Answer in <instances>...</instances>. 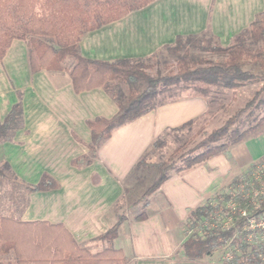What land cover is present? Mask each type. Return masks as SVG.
Returning a JSON list of instances; mask_svg holds the SVG:
<instances>
[{
  "label": "crops",
  "instance_id": "crops-1",
  "mask_svg": "<svg viewBox=\"0 0 264 264\" xmlns=\"http://www.w3.org/2000/svg\"><path fill=\"white\" fill-rule=\"evenodd\" d=\"M263 13L264 0H156L87 33L79 49L83 57L97 61L146 59L174 45L179 36L205 32L226 47ZM171 96L143 117L114 130L92 157L89 123L113 118L117 104L101 87L76 92L67 71L32 73L27 43L13 41L0 63V121L18 102L23 116L10 140L0 141V165L8 163L19 181L17 193L7 195V217L61 226L91 254L122 250L126 264H223L219 254L199 261L179 254L187 239L185 224L191 211L264 158V134L174 173L150 196L146 217L137 220L140 201L157 178L153 173L152 184L138 189L139 181L155 169L135 171L137 164L166 132L201 118L208 110L206 99L190 91H174ZM45 174L57 182L55 189H26L37 185ZM133 178L138 185L130 188ZM127 201L129 206L124 208ZM132 206L141 211H124ZM124 213L117 238L99 239Z\"/></svg>",
  "mask_w": 264,
  "mask_h": 264
},
{
  "label": "trees",
  "instance_id": "trees-1",
  "mask_svg": "<svg viewBox=\"0 0 264 264\" xmlns=\"http://www.w3.org/2000/svg\"><path fill=\"white\" fill-rule=\"evenodd\" d=\"M155 1L0 0V63L12 42L23 40L28 45L32 73L67 71L76 92L101 87L117 104L118 112L113 118H98L89 123L92 157L114 130L163 104L160 100L166 93L191 91L209 98L249 83L261 84L252 99L221 127L210 132L199 131L203 137L192 148L188 147L196 137L184 141L167 161L149 162L146 157L152 149L145 154L135 171L152 167L157 171V178L140 201L142 211L137 220L146 217L150 196L174 173L190 170L211 157L224 154L252 134L259 136L258 129L264 124V13L226 47L205 32L179 36L174 45L146 59L107 62L81 55L79 43L84 35ZM197 50L208 51L221 59L213 61L192 54ZM165 54L174 58L175 70L151 76L148 71L159 65L152 63L153 59H163ZM67 59L74 60L71 68L65 65ZM140 85H144V89ZM256 111H260L258 115ZM246 113L245 122L242 117ZM22 116V103L18 102L0 121V141L10 140L11 134L22 124ZM194 123L189 121L174 131H191ZM166 145L163 135L152 148L163 149ZM0 178L19 184L8 163L0 165ZM57 185L45 174L37 185H27L26 189L41 192L55 189ZM125 219V214L120 215L116 224L99 239H116ZM185 231L187 239L179 254L187 260L199 261L219 253L223 264H264V158L191 211ZM126 263L122 250L106 249L91 254L75 244L61 226L22 223L0 216V264Z\"/></svg>",
  "mask_w": 264,
  "mask_h": 264
},
{
  "label": "rangeland",
  "instance_id": "rangeland-1",
  "mask_svg": "<svg viewBox=\"0 0 264 264\" xmlns=\"http://www.w3.org/2000/svg\"><path fill=\"white\" fill-rule=\"evenodd\" d=\"M192 54H196L198 56H201L206 59H210L213 61H218L221 58H219L216 55H213L212 53L205 51L202 52L200 50L192 51ZM163 60V61H162ZM160 61V62H159ZM74 60L73 59H67L65 62V65L69 68L73 66ZM152 63H158L159 65L148 71V73L151 76H156L157 74H167L170 70H175V60L172 56H169L168 54H165V57L162 59L159 57L157 60L153 59ZM247 68L253 69L251 66H248ZM255 69V68H254ZM260 71V70H256ZM144 89V85H140ZM261 84L258 83H249L244 87H241L237 90H224L223 93H215L209 98H205L208 104V110L201 118L195 119L193 129L190 131V129L182 130V131H170L166 134H164V140L167 141L166 147L163 149H154L151 148L149 152V156L146 157L149 160H152V162H163L167 161L176 151V149L181 146V144L191 138H194V142L188 147L192 148L198 141L202 139L203 136L199 135V131H202L203 129L207 132H210L216 128L221 127L231 116H233L238 110L242 109L254 96L256 91L260 88ZM139 89V90H143ZM191 92V91H190ZM193 93V92H192ZM170 93H166L160 101H168L171 98ZM260 111H256L255 115H258ZM262 114V113H261ZM247 113L242 117V119L246 122ZM248 127V126H245ZM245 129V128H244ZM259 134H264V124L258 129ZM257 132V133H258ZM198 134V136H197ZM257 135V134H256ZM255 134L251 137H255ZM249 138V137H248ZM155 171V172H154ZM153 173H157L156 170H150L147 174V177L145 179H142L139 181V187L138 180L133 178L130 182H128V185L131 187L136 186L138 189L147 188L150 184L153 182V177L151 176ZM8 187V188H7ZM135 189V188H133ZM19 190V186L17 184H10L7 181L1 180L0 178V216L7 217L9 216L8 206H7V195L17 193ZM132 192L130 193L129 200L131 202L132 199ZM127 204V205H126ZM125 207L129 206L128 201L126 202ZM142 205V203H140ZM141 208H136L135 206L130 207V209H125V212H129V214H135L137 211H141ZM125 214V213H124ZM219 254V253H218Z\"/></svg>",
  "mask_w": 264,
  "mask_h": 264
}]
</instances>
